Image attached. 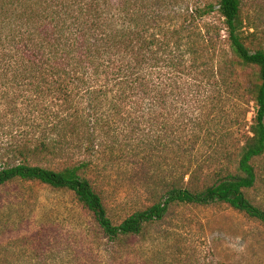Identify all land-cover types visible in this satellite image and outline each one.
I'll return each mask as SVG.
<instances>
[{"label": "trees", "instance_id": "obj_1", "mask_svg": "<svg viewBox=\"0 0 264 264\" xmlns=\"http://www.w3.org/2000/svg\"><path fill=\"white\" fill-rule=\"evenodd\" d=\"M247 6L0 0V188L44 185L80 208L75 232L54 243L43 225L10 264H139V241L174 204L224 203L264 224L252 196L264 182V30ZM153 150L173 153L170 171L144 172L151 203L114 222L103 175L145 169Z\"/></svg>", "mask_w": 264, "mask_h": 264}, {"label": "rangeland", "instance_id": "obj_2", "mask_svg": "<svg viewBox=\"0 0 264 264\" xmlns=\"http://www.w3.org/2000/svg\"><path fill=\"white\" fill-rule=\"evenodd\" d=\"M247 11L255 23H260V30H264V0H248ZM208 20L218 21L215 14ZM222 46L227 50L226 44ZM250 106L249 120L253 104ZM172 155L168 150H153L146 155L144 171L127 163L103 175L102 181L111 195L107 204L113 208L114 222L151 203V192L145 180L148 174L144 172L161 163L163 174H168ZM258 166L264 168V157ZM258 186L252 196L264 207V182L260 180ZM150 188H153L151 184ZM73 199L71 192L19 181L0 188V264L13 262L14 251L21 249L19 238L34 234L43 225H48L46 234L52 236L54 243H58L59 237L75 232L71 226L77 224L80 208ZM149 231L145 239L139 241V264H148V255H152L155 262L172 261L173 254L177 264H264V224L224 203L174 204L162 222ZM166 231L171 233L168 242L159 239ZM150 234L157 238L152 246Z\"/></svg>", "mask_w": 264, "mask_h": 264}]
</instances>
